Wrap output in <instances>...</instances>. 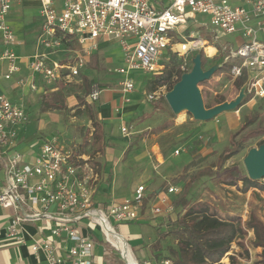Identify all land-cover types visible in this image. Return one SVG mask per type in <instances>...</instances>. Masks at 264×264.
<instances>
[{
  "label": "built area",
  "instance_id": "obj_1",
  "mask_svg": "<svg viewBox=\"0 0 264 264\" xmlns=\"http://www.w3.org/2000/svg\"><path fill=\"white\" fill-rule=\"evenodd\" d=\"M23 0H0V33L6 50L0 60L10 63L6 79L20 72L13 47L19 45L7 18L15 4ZM40 3L41 34L34 55L28 57V68L33 76H39L47 85L61 80L72 83L101 41L118 42L125 66L116 72L123 76L119 86L124 93L135 90L130 78L132 70H144L161 74L171 54L191 61L199 52L209 59V46L219 53H228L225 62L239 60L233 65L232 75L248 74L247 95L264 99V0H35ZM60 2V5H59ZM198 16L209 18L202 22ZM189 24L204 29L207 38H196L194 32L185 34ZM237 36L236 44L220 40ZM77 48H73L74 45ZM44 49L46 52H41ZM66 51L68 59L52 60L51 56ZM166 52V53H165ZM183 69L185 70L184 66ZM38 89L35 80L30 84ZM100 84L91 86L89 100L101 99ZM154 92L149 100H158ZM26 110L8 97L0 96V208L14 214L7 227V236L23 244L25 224L46 220L54 223L51 238L35 242L31 252L46 264H96L95 242L91 235H84L82 222L90 219L100 228L105 241H109L103 219L115 230L114 223H134L142 220L145 187L136 190L133 200L97 204L95 183L99 178L89 159L80 158L76 149H67L56 139L39 141V153L33 162L18 149L19 132L28 122ZM122 133L131 136L128 128ZM177 187H169L161 199L164 206H155L152 212L170 214L175 211L168 204V196L178 193ZM116 231V230H115ZM69 244L63 256L61 242ZM226 257L233 254V248ZM121 257L129 264L122 251ZM136 261V260H135ZM158 264H176L172 258H164Z\"/></svg>",
  "mask_w": 264,
  "mask_h": 264
},
{
  "label": "rangeland",
  "instance_id": "obj_2",
  "mask_svg": "<svg viewBox=\"0 0 264 264\" xmlns=\"http://www.w3.org/2000/svg\"><path fill=\"white\" fill-rule=\"evenodd\" d=\"M14 6L7 21L14 30L20 46L13 47V50L17 55L28 59L35 54L34 52H37L35 41L41 34L43 23L40 18V6L35 0H24ZM198 19L209 23L208 17L198 16ZM191 31L195 33L196 38H207L204 29H198L193 24H189L185 34L190 35ZM236 37L228 36L220 40V44L229 42L237 47ZM103 44L105 46L96 54L85 58L83 74L72 83L63 82L59 85V92L42 95L43 91L40 93L33 91L29 95L22 93L12 97L28 114V122L21 129L20 141L30 140L34 144L38 138L48 141L56 139L62 147L67 149L73 148L77 151V147H75L77 145L80 146V149L89 147L87 140L90 132L93 133L90 115L93 113L94 118L97 119L100 115L98 103H92L89 100L91 86L94 83L100 84L104 91L102 101L110 90L117 97L122 98L118 93H121L119 82L123 76L116 71L125 66L123 51L118 42ZM5 50L6 46L2 44L0 33V54ZM40 51L46 52L44 49ZM68 55L65 52L56 54L58 59L64 57L67 59ZM227 55L228 53L221 52L213 61L208 60L204 70L225 62ZM231 64L239 65L240 62L235 60ZM183 66L185 71L190 72L193 68L192 59ZM7 69L8 62H0V94L3 95L13 94L10 84L14 82V79L11 81L5 79ZM26 71L29 73V70ZM129 74L135 83L134 93L129 95L131 106L137 107V114L140 117L121 120L117 115H113L105 125V134L109 144L112 149L116 150V160L111 163L105 161L104 165L108 174L114 177L115 186L117 181H121L119 190L122 193H118L116 200L113 199L112 202L133 200L134 195L131 193L129 183L131 184L135 180L137 186L144 185L139 180L147 178V175H152L162 178L161 185L166 190L171 186L180 188V191L173 194L171 199L175 197V201L186 195L189 201L187 208L208 205L211 212L225 220H236L237 218L243 220L246 217L245 222H247L254 213L263 221L264 198L261 196H257V198L251 194L248 199L246 193L239 194L243 190L242 181L231 179L230 181H233L231 185L228 184V181L232 170H237L240 175L248 177L244 159L251 149L259 148L260 143L264 140V99H256L251 96V100L238 110L224 112L213 120L201 122L196 121L187 111H183L181 115L180 113L175 114L166 100L168 93L166 87L156 91L158 100L148 99L154 93L151 90V85L158 74L144 70H132ZM199 88L207 109L234 101L241 92L234 86L233 80L228 78L226 73L213 75L207 83ZM43 96L48 103H44ZM143 101H146V104H143ZM154 107L159 111L151 119H148L147 117L154 113ZM142 117L144 119L140 120ZM123 127L132 132L130 137L124 136ZM90 139L92 138L90 137ZM238 142H245L246 148L223 161V155L228 156L232 150H235ZM82 143L85 144L82 146ZM154 146L160 147L159 150L165 158V164L162 166L155 160L154 152H152ZM80 149L79 151H81ZM155 151H158V148H155ZM102 162L104 161L102 160ZM181 182L188 183L189 188L185 190V185ZM258 182L264 184V180ZM110 198L106 197L104 200L108 199V203H110ZM100 199L103 200L102 197ZM96 202L104 203L97 199ZM82 225L93 231V239L98 247L96 256L100 258V264H107L105 260L108 256L112 257L109 259L110 264H126L120 252L105 241L100 228L93 225L90 219L84 220ZM113 226L116 233L129 245L132 255L135 254L133 257L137 264H144V258L149 261V264H158L162 260V255H169L168 257L176 259L171 254V250L176 249L174 238L168 236L161 239L158 228L153 224L140 225L123 222L114 223ZM164 232L165 230L162 231L163 234ZM248 232L253 233L252 230H248ZM157 241L161 244L150 247ZM253 242L254 239L247 233L243 244L240 246L236 244L238 247L233 249L235 253L237 252L238 258L244 262L261 264L262 258L254 253L257 248L254 247ZM160 247L163 248V251L159 257L155 258L153 253L160 250ZM105 248L108 252H104ZM127 261L134 264L128 257ZM229 263L231 264L230 258Z\"/></svg>",
  "mask_w": 264,
  "mask_h": 264
},
{
  "label": "crops",
  "instance_id": "obj_3",
  "mask_svg": "<svg viewBox=\"0 0 264 264\" xmlns=\"http://www.w3.org/2000/svg\"><path fill=\"white\" fill-rule=\"evenodd\" d=\"M36 2L40 6V3L38 1H36ZM18 4H20V3H18ZM35 42L37 43V40ZM110 42H113V41H101V42H99L98 48L92 54H96L98 50H100L102 47H104L105 44H103V43L109 44ZM17 46H20V43ZM210 47H213V46H209L208 48H210ZM35 48H36V45H35ZM208 48H207V52H208ZM215 50L216 51L211 55V58H209V61L212 59H215L220 54L217 48H215ZM63 52L66 53V51H63ZM59 53H62V52H59ZM17 56L20 57V59L17 61V65L20 67L21 70L18 74L14 75L11 79H6V75L8 74L10 63L7 60H3V61L8 62V69H7V72L5 74V79L8 81H11L12 79H14V82L10 84L11 88L13 89V94L6 93V94H4V96L8 97L13 103L19 105L17 102H15V100L12 99V97H14L16 95H21L22 93L29 95V93L33 92V90L30 88V84L34 80L38 86V89L36 91L39 93L43 91L42 95L60 91L59 85H61L63 83V81L59 80L53 86L47 85L39 76H33L32 75L31 71L28 68V59L26 57L24 58V57H21L20 55H17ZM51 58H52V60H62L65 57L58 59V56L52 55ZM67 59L65 58L63 61H65ZM0 62H2V61L0 60ZM18 62H20V63L18 64ZM94 62L96 63V61H94ZM26 70H29V73ZM82 71H83V69L80 72V76H81V74H83ZM83 78L85 80H87L85 75H83ZM46 90H48V91H46ZM119 91L121 93H118V94H120L122 98L117 97L116 94L115 93L113 94V91L110 90L109 93L104 97L103 101H102V96H101V99L98 102H96L99 105L98 110L100 112L99 113L100 115L98 117L99 119H97V118H95V119L97 122H99L103 125L104 130H105V125L108 123V120L112 119L113 115H115V116L117 115L119 117V119H121V120H128V119L131 120V119H134L136 117H140V115L137 114V107L131 106V98L129 97V95L134 93V91L131 93H124L121 89ZM103 94H104V91H103ZM1 95H3V94H0V96ZM43 98H44L43 100H46L44 96H43ZM143 104H146V101H143ZM158 111L159 110H157L156 107H154V113L150 114V116H148L147 118L151 119L155 115V113H158ZM143 119H144V117H142L140 120H143ZM91 130L94 133V127L91 128ZM21 133H22V130L19 132V138L21 137ZM93 133L90 132V134H89V138L87 140V145L89 144V147L87 149H84L82 147L80 149L79 148L80 146H78V145L75 146V147H77L76 154L80 158H83L84 160L89 159V161H88L89 164L95 169V172L99 176V178L97 179V182L95 183V189H96L95 190V201L97 199L100 202H104L102 204H109L108 199L104 200L106 197L107 198L111 197L109 199V201L111 200V202H112L113 199L116 200L115 198H116V195L118 193H122L119 190L121 181L120 182L117 181L116 182L117 185L115 186L114 185V181H115L114 177L112 175L108 174L107 169L104 165L105 161L111 163V162H114L116 160V150L112 149L111 145L109 144L103 150V152L95 153L93 148H92V146H93ZM131 135H132V132H131ZM90 137L92 139H90ZM106 139H107V137H106ZM39 141L42 142L44 140H43V138H38L34 144H33V142H30V140H24V141L18 140V149L17 150H19L24 155H26L27 161L33 162L34 158L39 153V147H40ZM84 144L85 143H82V146ZM155 148H158V151H155ZM79 149L81 151H79ZM159 149H160L159 146H154L152 148V152H154L153 154L155 156V160L157 162H159L158 164L160 166H162L165 164V158ZM102 160L104 162H102ZM139 181H142V183L145 185V186L144 185H140V186L146 187L145 192H144V205H143V213H142L143 217H142V220H140L138 222H134L133 224H140L141 225V224H148V223L150 224L151 223L156 228H158V233H159L161 239L163 237L165 238V236H163V234H162V231L165 230V226H166L165 224H167L168 219H169L168 216L172 215L173 213H170V214L164 213V214L155 215L152 212V209L155 206H161V207L164 206L161 203V199L165 195L167 190L161 185L162 184L161 183L162 178L160 179V178H158V176L153 177L152 175H147V178H145L143 180L141 179ZM181 183H183V182H181ZM183 184L185 185V183H183ZM129 185H131L130 190H131V193L134 195V198H135L136 197V190L140 186H137V184H135V180L131 184L129 183ZM242 193L243 194L246 193L245 195L248 199H249L251 194H254V196H256V197L261 196L262 198H264V192H262L256 188H252L247 192H244L242 190V192L239 194H242ZM173 194H175V193H173ZM173 194L168 196V201H167L168 204H172V202L174 201L175 197L173 199H171ZM101 197L103 198V200L100 199ZM120 201H123V200H120ZM116 202H118V201H116ZM247 206H248V203H247ZM13 214H14V212L12 210H4V209L0 208V264H46L45 255L42 253L40 255V257H36L31 252V245H33L35 242H38V241L50 239L51 238V230L54 227V223L46 221V220H41V221H37L34 223L25 224L22 236H23V240L26 241V244H23V243L15 240V239L9 238L7 236V227L9 225V222L11 220V216ZM246 214H247V211H246ZM239 220H241V219H238V218L236 220L230 219L228 221L237 222ZM245 220H246V217H244V219L241 221L243 223H245ZM82 232L84 235H91V237L93 238V231L92 230L86 229V227H84L82 229ZM248 233H249V237H251L252 239H255L254 233H251V232H248ZM121 235L125 237V235L123 233H121ZM57 242H61L62 248H63L62 254H63V256H66L67 255L66 250H67L69 244L64 243L63 240H60V241L57 240ZM94 242H95V240H94ZM174 242H175L174 244L176 246V249H174V250H178V245H177L178 241L175 238H174ZM156 244H161V243L159 241H157V242L151 244L150 247L152 245H156ZM234 246L238 247V246H236V244ZM143 247L145 248V246H143ZM143 247H141V248L143 249ZM159 249L160 250H157V251L154 250L155 252L153 254H154V257L156 256L155 258L159 257L161 255L160 253H162V251H163L162 247H160ZM97 250H98V247L96 246V242H95V252H94L95 262H96V264H100V258H98L96 256ZM149 250H150V248H149ZM104 252H108L106 250V248L104 249ZM236 253H235V250L233 249V254H236ZM254 253L257 254L260 258L261 253H262V249L257 248L254 250ZM133 255H135V254H133ZM151 255H152V253L150 250V256ZM168 256L169 255H162L161 257H162V259L170 258ZM229 258L230 257L225 256L222 259L223 261H221V263L230 264ZM109 259H112V257L108 256L107 259L105 260L106 261L105 263L110 264ZM225 259L227 260V262L225 261ZM143 260H144L143 261L144 264H149V261H147V259L144 258ZM240 260H241L240 261L241 264H251V262L246 263L242 259H240Z\"/></svg>",
  "mask_w": 264,
  "mask_h": 264
},
{
  "label": "trees",
  "instance_id": "obj_4",
  "mask_svg": "<svg viewBox=\"0 0 264 264\" xmlns=\"http://www.w3.org/2000/svg\"><path fill=\"white\" fill-rule=\"evenodd\" d=\"M75 44L73 48H77ZM202 56L203 67L206 66L208 58L203 52H199ZM214 59L210 60L213 61ZM183 61L174 54H171L170 61L166 65L164 71L157 75L155 81L151 85L152 92H156L159 88L166 87L170 92L174 86L181 80L182 76L187 73L183 69ZM221 68L216 71V74L226 73L228 78L233 80L234 86L240 91L248 82L247 71L241 77L234 79L231 71L233 64L229 62L220 63ZM87 81V80H86ZM207 83H201L199 86ZM251 100V95H248L239 108L244 106ZM48 103V101H44ZM238 108V109H239ZM91 110L90 107H88ZM157 109V108H156ZM236 109V110H238ZM93 122V150L95 153L103 152L109 145L106 139L104 127L97 122L93 113L90 115ZM264 144V140L260 146ZM235 150H232L228 156L223 155V161L231 158L233 155L242 152L245 148V142H238ZM230 179L228 184H232V180L243 182V191L247 192L252 188H256L264 192V184L258 181H253L249 177L240 175L237 170L230 171ZM189 184H185V190L189 188ZM175 211L169 215L167 224H165V237H174L178 243V250H171V254L176 257L173 259L176 264H223L222 259L232 250V244H243L248 230H252L255 236L253 245L255 248H261L262 263L264 264V222L256 214H252L250 219L242 223L241 220L228 221L220 218L217 214L211 212L208 205L200 207H190L189 201L185 197L172 202ZM240 257V256H239ZM231 264H240L238 254L230 256Z\"/></svg>",
  "mask_w": 264,
  "mask_h": 264
},
{
  "label": "water",
  "instance_id": "obj_5",
  "mask_svg": "<svg viewBox=\"0 0 264 264\" xmlns=\"http://www.w3.org/2000/svg\"><path fill=\"white\" fill-rule=\"evenodd\" d=\"M192 62V70L185 73L166 95V100L175 114L187 111L192 114L196 121L207 122L217 118L224 112L234 111L240 107L246 97V86L241 89L239 96L234 101L207 109L199 85L210 80L216 71L221 68V65L204 70L200 53L195 55ZM244 164L251 180H264V144L259 148L251 149L244 159Z\"/></svg>",
  "mask_w": 264,
  "mask_h": 264
},
{
  "label": "bare ground",
  "instance_id": "obj_6",
  "mask_svg": "<svg viewBox=\"0 0 264 264\" xmlns=\"http://www.w3.org/2000/svg\"><path fill=\"white\" fill-rule=\"evenodd\" d=\"M215 51L216 50L213 47L208 48V52L210 53V55H212ZM181 114L182 113H180V115ZM99 221H101V223L104 227L105 233L107 234V237H108L109 241L112 243V245H114L117 249H119L120 251L123 252L126 260L128 257V259L131 262H133L134 264H137L132 253H131L130 247L127 244V242L116 233V231L112 228V226L108 223V221L103 220V219H99ZM225 261H227V260L225 259Z\"/></svg>",
  "mask_w": 264,
  "mask_h": 264
}]
</instances>
